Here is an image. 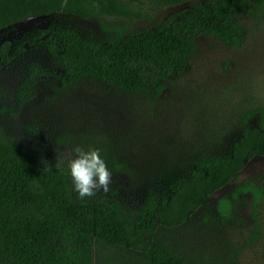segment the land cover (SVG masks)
I'll return each instance as SVG.
<instances>
[{"label": "rangeland", "instance_id": "obj_1", "mask_svg": "<svg viewBox=\"0 0 264 264\" xmlns=\"http://www.w3.org/2000/svg\"><path fill=\"white\" fill-rule=\"evenodd\" d=\"M202 1L63 0L60 8L0 28V44L10 41L12 57L0 69V125L6 135L43 166L77 145L99 148L112 182L95 197L116 199L134 213L148 196L166 192L174 177L187 174L196 158L227 153L244 128L257 126L264 110V11L242 18L239 44L200 35L188 69L169 77L156 97L94 77L63 84L59 56L45 41L44 31L65 25L94 41L127 35ZM33 65L39 68L34 96L20 104L15 92ZM241 185L251 189L233 196ZM156 235L150 244L164 243L186 264H264V155L247 159L183 223L159 228ZM91 264L150 263L141 250L101 243L92 248Z\"/></svg>", "mask_w": 264, "mask_h": 264}, {"label": "trees", "instance_id": "obj_2", "mask_svg": "<svg viewBox=\"0 0 264 264\" xmlns=\"http://www.w3.org/2000/svg\"><path fill=\"white\" fill-rule=\"evenodd\" d=\"M62 2L0 0V28L60 8ZM259 11H264V0H204L172 11L150 28L103 40H89L69 25L44 33L47 47L59 56L63 84L94 77L127 92L156 97L169 77L188 69L200 35L239 44L242 18ZM10 45L9 40L0 44V69L11 61ZM24 48L22 43L20 49ZM31 69L15 92L20 104L34 96L32 85L39 68ZM254 155H264V110L257 126L244 128L227 153L196 158L187 174L174 177L166 192L148 196L134 213L104 196L80 200L66 168H46L0 125V264H91L92 248L101 243L141 250L150 264H186L164 243L150 244V240L159 228L183 223ZM250 189L241 185L232 195ZM227 206L225 202L224 211Z\"/></svg>", "mask_w": 264, "mask_h": 264}, {"label": "clouds", "instance_id": "obj_3", "mask_svg": "<svg viewBox=\"0 0 264 264\" xmlns=\"http://www.w3.org/2000/svg\"><path fill=\"white\" fill-rule=\"evenodd\" d=\"M100 153L99 148L77 145L70 151L60 152L56 157L54 167L68 170L72 189L80 200L94 198L101 191H109L112 173Z\"/></svg>", "mask_w": 264, "mask_h": 264}]
</instances>
